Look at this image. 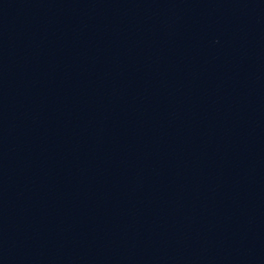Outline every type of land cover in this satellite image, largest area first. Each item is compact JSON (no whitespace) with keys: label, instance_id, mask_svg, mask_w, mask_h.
<instances>
[{"label":"water","instance_id":"water-1","mask_svg":"<svg viewBox=\"0 0 264 264\" xmlns=\"http://www.w3.org/2000/svg\"><path fill=\"white\" fill-rule=\"evenodd\" d=\"M0 264H264V0H0Z\"/></svg>","mask_w":264,"mask_h":264}]
</instances>
